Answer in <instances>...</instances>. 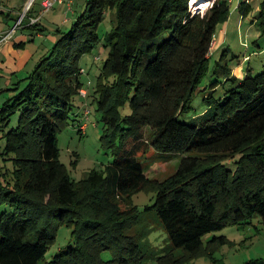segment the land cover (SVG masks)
Listing matches in <instances>:
<instances>
[{
	"label": "trees",
	"instance_id": "16d2710c",
	"mask_svg": "<svg viewBox=\"0 0 264 264\" xmlns=\"http://www.w3.org/2000/svg\"><path fill=\"white\" fill-rule=\"evenodd\" d=\"M230 3L215 0L201 13L192 0H87L68 31L57 29L50 52L5 90L15 93L0 107V207H10L0 213V264H148V233H133L142 221L133 195L152 180L140 157L150 148L182 157L169 181L152 187L156 200L146 207L172 246L154 264L213 256L229 239L212 233L229 225L257 218L264 226V65L255 71L250 54L229 57L225 50L213 70L223 79L205 88L203 110L192 104ZM244 4L246 16L252 6ZM109 12L114 27L102 38ZM258 24L264 34V1ZM102 43L109 51L92 103L103 123L101 142L115 159L76 181L59 159L58 133L79 107L77 96L90 109L80 61ZM17 112L18 125L9 128ZM85 124L81 117L76 126L82 132ZM197 154L221 159L203 164ZM62 225L72 228L74 243L46 260Z\"/></svg>",
	"mask_w": 264,
	"mask_h": 264
},
{
	"label": "rangeland",
	"instance_id": "374dc122",
	"mask_svg": "<svg viewBox=\"0 0 264 264\" xmlns=\"http://www.w3.org/2000/svg\"><path fill=\"white\" fill-rule=\"evenodd\" d=\"M16 1L17 3H22L23 0H12V3L15 2L16 4ZM214 1L215 0H197V2H194L192 0V3L193 6H196L201 13H205L212 6ZM54 13L55 11L53 10L50 13L45 14L42 18V21L47 20L52 26L54 24L52 23ZM257 14V10L255 13H249L247 20L244 21L241 30L239 28L240 35L242 34V37H244V39L242 38L243 41L246 39L248 42V44L245 43L247 46L250 44L253 46L254 41L260 38L262 39L261 42L264 45V34H262V31L259 29V25H254L253 28L249 30L250 25L253 24V20L258 19ZM77 17L78 15L69 17L70 20L67 23L66 30L71 28ZM232 17L233 19L238 17L240 18V14L237 12V14L233 15ZM113 20H115V15L112 12L107 13L105 20L99 28V33L102 38L113 29ZM49 22L47 23L48 25ZM62 22V18H57V22H55L54 25L58 24L57 27H62ZM233 22L234 21H232V25ZM237 25L240 26V21L239 23L236 21V26ZM236 26L233 27L232 30L230 29L229 43L223 44L221 47L216 49L213 56L210 58V73L199 87L193 98L192 104L196 111H200L205 108L203 104L205 88L213 81L223 79L222 76L220 77V75L213 73V70L215 68L216 61L221 58L224 51L228 49L229 45H231L230 50L228 49L229 57H232L234 53L250 54L252 60L251 65L254 67V70L261 71L263 69L264 52L261 50V52H258L259 50L256 49V46L251 48L244 45L242 46L238 38L239 31ZM220 27L221 24H219L217 27L216 40L218 39ZM62 35L63 34H61V36ZM168 35V33H165L160 39H165ZM253 50H255L256 53H254ZM108 51L109 48L104 47L102 43L99 47L94 48L92 52L85 53L82 56L80 66L85 69V73L82 74V79L89 92L87 103L89 102L91 114L89 117H85L83 115L85 107L83 106V102L80 97L77 96L76 100L79 104V107L74 109V113H72V118L70 119L69 125L58 133V147L60 152L59 159L65 165L67 172L76 181L83 180L88 175V173L92 171V169H102L106 164L112 162L115 159L112 152L107 150L101 142L103 123L100 121V116L95 112V104L92 103L93 97L95 95L97 77L105 63ZM96 56H100L101 59L96 60ZM236 64L237 63L234 61L231 63L233 67H235ZM242 67L243 65H240L237 71H235L237 73H242ZM34 68L35 66H33V69ZM9 81L10 79L8 78H0V85L2 83H8ZM13 93L15 92H0V107H2L3 102L11 97ZM86 108L88 107L86 106ZM76 113H78V117L75 116ZM81 117H83V121L87 124L86 129L83 128L82 132L79 131L78 126H76L77 121L79 119L81 120ZM181 118L183 120L191 119L187 118L186 116H182ZM19 119L20 112H17L11 117L9 128L16 127L18 125ZM146 132L150 134L151 131L149 128H147ZM2 134L3 132L0 133V137H2L0 139V150L4 148L6 142V138L3 137ZM196 156L200 158V161L203 164L209 165H212L221 159L220 156H207L199 154ZM235 156L239 157V153H237ZM140 157L144 162L148 177L152 180L150 181L149 185H147L148 189H141L133 195V203L139 209L142 219L139 226L133 229V233L138 229L147 231L148 235L144 245V248H146L145 251L147 253L146 262L148 264H154L156 258L165 253V251L171 249L172 246L159 216L156 213H152L150 210H146V207L153 205L156 200L157 191L152 189V187L157 188L158 185L169 181L171 176H173L178 170L182 157L174 155L160 157L152 148L148 149L147 152H141ZM228 162L231 163L230 167L234 168L232 159L228 160ZM1 163L2 165L6 163L8 167H11L10 160L5 162L3 159H1ZM7 210L10 211V207L7 205L0 207V213ZM72 234V228L70 226H60L57 238L51 244L46 254V260H51L56 254L66 250L70 245H72L74 243ZM214 234L218 236L225 235L228 237L229 241L221 245V247L213 254V256L207 255L194 258L188 261L186 264H264V226L260 223L259 219L255 218L253 222L249 224L229 225L221 231L212 233V235ZM210 235L211 234H209L206 238H208ZM108 255V252L104 254L106 258H108ZM165 264H168V262Z\"/></svg>",
	"mask_w": 264,
	"mask_h": 264
},
{
	"label": "crops",
	"instance_id": "0c3cea01",
	"mask_svg": "<svg viewBox=\"0 0 264 264\" xmlns=\"http://www.w3.org/2000/svg\"><path fill=\"white\" fill-rule=\"evenodd\" d=\"M29 1L30 0H23L22 3H17L16 1L15 4V2L12 3V0H0V32L7 31L12 28L17 19L19 10H21ZM263 1L264 0H231V13L226 23L221 24L216 45L217 49L223 44L229 43L230 29L232 30V28L236 26V21H238V23L240 21V26H236L239 31L238 38L240 44L242 46L245 43L248 44L246 39L243 41L244 37H242V34L240 35V30L243 27L244 21L247 20L248 17V15L245 16L243 14L244 11L241 8V4H243L244 2L245 7L251 4L252 10L250 13H255V11L257 10V15L259 16V10ZM86 2L87 0H74L72 8H70L65 3L57 4L53 9L46 13L48 14L54 10L55 13L53 14L54 17L52 23L55 24V22H57V18H62V27H57L58 24H53L51 26L49 21L41 20L39 22V29L23 27L17 30L13 38H11L0 49V78H8L11 81H9L8 83H2L0 85V92H5V90H7L8 88H12L18 80L28 76V74L32 72L33 66L37 64V62L43 55L49 52L50 48L58 39V35H56L57 29L65 30L67 28V23L70 20L69 17L79 15V13L84 10ZM40 9L41 0H36V3L32 9V14H37ZM237 12L238 14H240L241 19L239 17V19H233L232 16L237 14ZM232 21H234L233 25ZM48 22L49 25L47 24ZM254 25H259L258 19L253 20V24L250 25L249 30L252 29ZM259 29L261 30L260 25ZM261 41V38L256 39L254 41L253 47L256 46L259 50L264 52V45ZM21 43L22 45H20ZM230 47L231 45L228 46L229 50ZM239 54L241 55V53Z\"/></svg>",
	"mask_w": 264,
	"mask_h": 264
},
{
	"label": "built area",
	"instance_id": "2783aa9c",
	"mask_svg": "<svg viewBox=\"0 0 264 264\" xmlns=\"http://www.w3.org/2000/svg\"><path fill=\"white\" fill-rule=\"evenodd\" d=\"M74 0H41V9L37 14H32L31 11L36 3V0H30L21 10L18 12L15 24L7 31L0 32V49L16 34L17 30L26 26V24L32 25L39 23L44 15L53 9L57 4H67L72 8ZM231 2V0H229ZM216 44V39L213 42L212 47L214 48ZM99 58V57H98ZM80 96L83 99L87 97V89L83 87L80 90ZM91 110L89 108L85 109V117H89ZM87 124L83 126L86 129Z\"/></svg>",
	"mask_w": 264,
	"mask_h": 264
},
{
	"label": "bare ground",
	"instance_id": "6f19581e",
	"mask_svg": "<svg viewBox=\"0 0 264 264\" xmlns=\"http://www.w3.org/2000/svg\"><path fill=\"white\" fill-rule=\"evenodd\" d=\"M194 2H197V0H193Z\"/></svg>",
	"mask_w": 264,
	"mask_h": 264
}]
</instances>
